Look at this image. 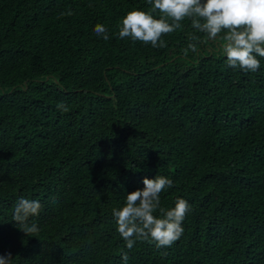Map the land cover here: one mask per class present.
<instances>
[{"label":"trees","instance_id":"obj_1","mask_svg":"<svg viewBox=\"0 0 264 264\" xmlns=\"http://www.w3.org/2000/svg\"><path fill=\"white\" fill-rule=\"evenodd\" d=\"M132 10L152 5L0 0V254L12 264H124L123 253L127 264H264V57L256 72L229 67L226 41L189 18L162 47L120 39ZM158 174L173 181L164 213L178 197L191 205L183 234L129 250L113 209ZM21 197L42 204L31 236L13 221Z\"/></svg>","mask_w":264,"mask_h":264},{"label":"clouds","instance_id":"obj_2","mask_svg":"<svg viewBox=\"0 0 264 264\" xmlns=\"http://www.w3.org/2000/svg\"><path fill=\"white\" fill-rule=\"evenodd\" d=\"M152 11H129L122 19L119 38L131 37L133 40L150 43L152 47H162V35L181 28L185 18L191 19L192 27L206 34L207 39L222 40L219 51L226 56L227 64L233 69L256 72L261 62L257 57H264V0H148ZM159 10L160 18H154ZM63 14V13H62ZM71 15L69 11L66 13ZM171 21V22H169ZM97 36L108 40L105 26L97 24L94 28ZM224 32L221 37L220 34ZM193 40L200 38L193 36ZM196 51L194 43L189 44ZM62 112L69 110L63 101L57 104ZM144 188L128 193L125 205L113 209L117 230L126 242L129 250L137 240L154 242L157 248L170 247L183 234L182 222L191 211V205L184 198L178 197L175 207L164 213L160 209V194L173 186V181L165 176L156 175L154 179L145 177ZM13 221L19 229L31 236L38 232L39 226L29 220L39 215L42 204L39 200L21 197L13 206ZM160 209L162 215L154 212ZM12 254H0V264H12ZM127 264V253L122 254Z\"/></svg>","mask_w":264,"mask_h":264}]
</instances>
